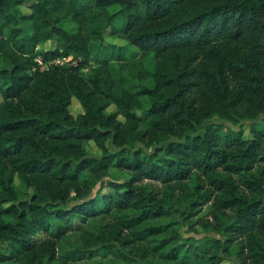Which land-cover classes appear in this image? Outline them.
Listing matches in <instances>:
<instances>
[{"label": "trees", "instance_id": "obj_1", "mask_svg": "<svg viewBox=\"0 0 264 264\" xmlns=\"http://www.w3.org/2000/svg\"><path fill=\"white\" fill-rule=\"evenodd\" d=\"M215 118L264 119V0H0V264H76L113 246L142 261L264 264V129L246 137ZM111 169L128 179L103 182ZM16 179L33 194L20 198ZM178 190L184 219L210 205L191 225L219 237L172 229ZM75 220L84 246L60 256Z\"/></svg>", "mask_w": 264, "mask_h": 264}, {"label": "rangeland", "instance_id": "obj_2", "mask_svg": "<svg viewBox=\"0 0 264 264\" xmlns=\"http://www.w3.org/2000/svg\"><path fill=\"white\" fill-rule=\"evenodd\" d=\"M20 10L24 12H29L28 5L20 6ZM64 28L68 32H72L75 29V25L71 21H66L64 23ZM107 43H113L120 47L125 46V42L120 39H111L109 36H107L106 39ZM55 46V42H49L46 45L40 46V50L45 49H52ZM134 57L133 59L140 60L141 55H136L134 51L131 49L128 52V55ZM148 63L151 65L153 64V60L151 57L148 58ZM115 108L112 107L109 111H114ZM71 114L74 117H77L79 114L82 113V107L77 99H73L72 105L70 108ZM207 124H223L228 128H231L233 130H239L240 127L245 130V136L250 137V127L255 126L260 129H264V119L261 118L259 120H256L254 122H244L242 125L234 126L228 122H225L222 119L215 118L211 121H209ZM108 147H110L111 150H115L111 143L108 142ZM88 152L91 156H100L101 152L100 150L93 144L90 143L87 147ZM128 177L121 173L120 171L116 169H111L110 175L108 178L103 179L102 181L105 182L106 180H114L119 183H123L126 181ZM102 182L100 181L98 185H96L93 196L97 194L98 190L101 188ZM156 191L161 190L163 192V189L159 184L156 185L155 183ZM15 188L17 192L19 193L20 198H24L27 195H32L33 191L26 188L20 180L16 179L15 181ZM195 188L194 184H188L187 189L189 191L193 190ZM161 195V194H160ZM175 197L169 200V207L172 208V217L168 219L166 222L173 223L172 229L174 231H177L179 236L184 240L188 241V243H195L197 241L203 240L205 238L209 237H219L217 234L213 233L212 231L205 229L199 224L191 225L192 223H195L198 218H210L211 215V208L210 205H207L203 207L201 212L198 214V216L195 219H192L191 221H186L184 219L183 212H187V202H186V194L182 190L176 191ZM162 198V196H160ZM199 208V207H197ZM106 223V221H97L91 224V226L88 228L91 233L98 234L101 230V227ZM74 232L71 233L63 242L62 247L59 251L60 256H66L71 251L75 250L76 248H81L84 246L82 241V234L81 231H79L83 224L79 220L74 221ZM42 238V236H40ZM103 249L104 253L98 257L92 258V259H86L77 262L76 264H169L167 262H164L160 257H150L146 261H142L139 257H137L134 254H130L128 250H125L121 247H115L113 246L112 252L106 253L107 249L106 247H100ZM93 250H97L98 247H92ZM100 249V250H101ZM99 250V249H98ZM0 252L1 253H7L8 252V246L2 242H0ZM222 264H238V261L235 257H228L224 260Z\"/></svg>", "mask_w": 264, "mask_h": 264}, {"label": "built area", "instance_id": "obj_3", "mask_svg": "<svg viewBox=\"0 0 264 264\" xmlns=\"http://www.w3.org/2000/svg\"><path fill=\"white\" fill-rule=\"evenodd\" d=\"M60 63V62H59Z\"/></svg>", "mask_w": 264, "mask_h": 264}]
</instances>
